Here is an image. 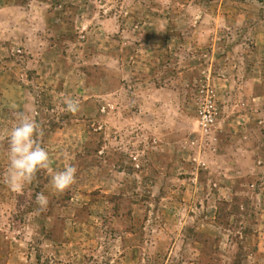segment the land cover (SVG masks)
Here are the masks:
<instances>
[{
	"label": "rangeland",
	"instance_id": "1",
	"mask_svg": "<svg viewBox=\"0 0 264 264\" xmlns=\"http://www.w3.org/2000/svg\"><path fill=\"white\" fill-rule=\"evenodd\" d=\"M0 264H264V0H0Z\"/></svg>",
	"mask_w": 264,
	"mask_h": 264
},
{
	"label": "clouds",
	"instance_id": "2",
	"mask_svg": "<svg viewBox=\"0 0 264 264\" xmlns=\"http://www.w3.org/2000/svg\"><path fill=\"white\" fill-rule=\"evenodd\" d=\"M65 110L76 114L81 110L79 100L65 98ZM16 122L7 134L8 167L4 182L12 192H20L26 184L31 183L38 170L50 169V155L39 143L43 135L40 123L24 112L15 114ZM77 168L66 165L62 171L51 177L53 188L60 193L69 189L76 182ZM36 203L41 209H46L48 197L43 193L36 196Z\"/></svg>",
	"mask_w": 264,
	"mask_h": 264
}]
</instances>
